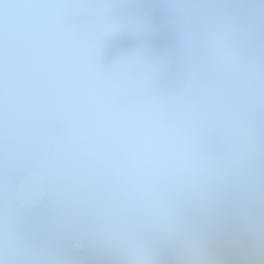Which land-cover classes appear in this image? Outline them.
<instances>
[{"label": "snow or ice", "instance_id": "6c2138e0", "mask_svg": "<svg viewBox=\"0 0 264 264\" xmlns=\"http://www.w3.org/2000/svg\"><path fill=\"white\" fill-rule=\"evenodd\" d=\"M0 264H264V0H0Z\"/></svg>", "mask_w": 264, "mask_h": 264}]
</instances>
